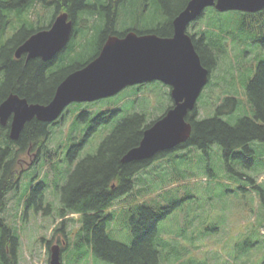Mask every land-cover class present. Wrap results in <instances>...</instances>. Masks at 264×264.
Listing matches in <instances>:
<instances>
[{
    "label": "rangeland",
    "instance_id": "374dc122",
    "mask_svg": "<svg viewBox=\"0 0 264 264\" xmlns=\"http://www.w3.org/2000/svg\"><path fill=\"white\" fill-rule=\"evenodd\" d=\"M34 7L29 10L31 19L37 11ZM135 8L137 12L140 3ZM48 10H38L42 25L52 17ZM125 10L129 12L128 20L117 22L121 29L136 21V12L130 7ZM208 10L206 8L189 24V34L196 32V37L205 34L211 40L209 30L214 34L217 30L221 33L209 23L210 19L215 25L221 23L225 31L226 22L233 18L238 30L232 38H227L224 33L222 39L219 34L216 36L217 45H222L225 53L218 49L217 65L196 100L197 118L214 116L217 106L232 96L237 99V106L233 112L220 116L235 124L243 116H253L245 88L257 64L264 60V29L257 17L260 11L229 10L216 13L209 19L211 13ZM120 11L124 14L123 9ZM95 15H84L82 25L97 24ZM155 19L164 20L158 5L142 15L141 25L146 27ZM33 23L35 27L41 25L36 15ZM99 31L95 30L86 39L83 38L85 34L70 41V45L75 43L76 50L59 64L60 72H67L75 63L86 61L98 51ZM85 32L82 31L83 35ZM212 47L217 50L215 44ZM172 104L170 86L159 80L127 85L112 96L71 102L65 107L57 122L48 125L50 134L39 160L22 174L19 186L5 196L2 218L18 237V264H48V240L50 246L54 243L62 246L68 242L61 252L62 264H113L94 256L82 236L78 213L61 215L60 186L76 160L95 152L100 140L117 122L132 112L145 113L150 122ZM113 110H118L117 115L82 142L92 125V118ZM82 111L89 112L87 119L79 118ZM74 143H83V149L72 163L68 150ZM248 146L251 154L236 149L235 152L242 155L231 154L228 159L218 143L212 144L205 152L197 146H188L172 150L167 159L165 156L162 160L159 157L154 159L151 166L136 174L131 191L117 197L108 209L112 217L107 224L110 238L132 245L130 217L138 204H145L156 210H165V216L157 225V241L161 254L166 251L172 257L163 256L160 264H264V141L254 140ZM41 182L45 184L42 205L36 199L27 206L25 200L31 189ZM48 207L51 208L49 211ZM62 225L63 230H59ZM1 234L0 227V238Z\"/></svg>",
    "mask_w": 264,
    "mask_h": 264
},
{
    "label": "trees",
    "instance_id": "16d2710c",
    "mask_svg": "<svg viewBox=\"0 0 264 264\" xmlns=\"http://www.w3.org/2000/svg\"><path fill=\"white\" fill-rule=\"evenodd\" d=\"M156 1L164 19L161 26L156 29V32L159 35L167 36L172 31V19L185 7L188 0ZM72 2L76 5H82L83 0H74ZM208 11L211 13L209 19L219 13L214 8H209ZM113 12L114 10L113 8L111 9L110 5L104 9L108 22L111 21ZM257 17L260 20L259 25L262 24V29H264V8L260 10V14H257ZM209 23L216 27V30L217 28L220 29L221 33L218 30L215 33L219 34L221 39L223 33L227 38H232L238 30L233 18L226 22L225 31L221 23L215 25L211 19ZM209 31L211 33H208V35L212 37L211 40L203 34L204 43L196 39L194 44L201 63L208 69L213 70L218 62V49L224 53L225 51L222 45L219 46L216 43L218 41L216 39L217 34H214L213 30ZM262 42H264V38ZM213 44L216 45L217 50L212 47ZM10 56V46L7 45L2 48L0 53V69L5 71V77L0 82V90L2 92L16 91L29 101L48 102L66 73L60 72L58 68L50 69L49 62L39 58L25 61L24 58L11 59ZM47 71L50 72L48 75ZM245 93L253 109L252 117L243 116L235 124H230L220 116L221 114L233 112L237 106V99L232 96L226 97L217 106L216 114L212 117L198 119V112L195 106L186 115V119L192 125L190 136L185 142L172 150L197 146V148L205 152L212 144L218 143L222 146L226 159L231 154L241 156L240 152H235L236 149H243V152L246 151L251 154L252 150L248 144L254 140L264 141V60L257 64L253 76L246 85ZM117 112L118 110H113L112 119ZM107 113L102 112L95 116L92 121L93 128L91 132H95V129L109 123V114ZM88 114V111H83L80 116L85 118ZM152 121L148 122L145 113L142 112H132L124 117L100 140L95 152L89 153L77 163L67 175L65 182L60 186L61 215L78 213L80 227L83 231L82 236L86 244L90 245L94 256L113 264H160L163 256L169 257L171 255L166 251H162L161 254L159 250L160 242L157 241L159 236L157 225L165 216V210H156L145 204H138L135 207V212L130 217V229L133 235L132 245L110 238L107 232V224L112 219L107 210L112 206V202L117 197L131 191L134 186V175L136 176L138 171L142 170V168H147L152 160L169 154L167 153L169 150H164L159 151L151 159L121 161V156L129 148L138 144L143 130ZM49 134L47 129H45V124L41 121L36 119L28 121L18 138L19 153L23 152L30 144L34 148L39 147L43 143L46 144ZM81 147H83V143H74L70 148L69 158L78 153ZM167 158L165 157V159ZM251 181L253 182V179ZM14 184L13 182H9L6 185L1 183V193L5 194ZM112 184L114 185L112 186ZM44 188L45 184L39 183L32 190L30 198L26 200V205L35 201V199H38L39 205H42ZM48 206L50 205L48 204ZM50 209L48 207L47 211ZM1 227L3 233L0 241L1 264H18L15 249V247L18 248V237L11 233L8 225L2 223ZM59 230H63V225L60 226ZM3 241H5L10 250H4ZM50 243L51 241L48 240V249ZM67 246L68 242L61 246V250H64Z\"/></svg>",
    "mask_w": 264,
    "mask_h": 264
},
{
    "label": "water",
    "instance_id": "95a60500",
    "mask_svg": "<svg viewBox=\"0 0 264 264\" xmlns=\"http://www.w3.org/2000/svg\"><path fill=\"white\" fill-rule=\"evenodd\" d=\"M209 6L220 12H257L264 8V0H188L172 19L171 36L132 31L123 37L109 36L95 58L58 83L47 103L28 102L17 93L9 94L0 103V122L4 124L12 113L10 137L18 138L32 118L51 122L71 102L93 101L114 95L127 85L157 79L171 86L173 105L143 130L138 144L129 148L121 161L149 159L159 151L173 149L190 136L192 125L186 115L194 109L208 80L209 69L201 63L186 29ZM66 19V13L59 14L49 29L37 31L20 44L16 56L27 53V59L51 58L67 42L71 22ZM48 264H61L58 243L50 246Z\"/></svg>",
    "mask_w": 264,
    "mask_h": 264
},
{
    "label": "flooded vegetation",
    "instance_id": "af4514ba",
    "mask_svg": "<svg viewBox=\"0 0 264 264\" xmlns=\"http://www.w3.org/2000/svg\"><path fill=\"white\" fill-rule=\"evenodd\" d=\"M72 1H74V0H72ZM72 1H70V0H20V2H19V0H0V19H1V23H0V53H1L3 47L9 45L10 46V55H11L10 57H11V59L24 58L25 61H27L29 59L39 58L43 61H48L50 69H53V68L57 69V68H59V64L64 62L67 59L68 55H70L71 53H75V50H76L75 43L70 45V41H72V39L81 38V36H85V34H86V36L83 38L86 39V38L90 37L95 30L100 29L98 51L93 56L89 57L86 61H84L80 64L75 63V65L73 67H71L67 72H65L66 75H68L70 72L82 67L87 62H89L90 60L95 58L98 55V53H99L103 43L105 42L106 38L109 36L115 35L118 37H123L127 32H131V31L135 32L137 35L146 34V33H155V34L159 35L156 32V29L161 26L162 21L155 19L154 23L147 25L146 27H143L141 25L142 15L149 13L153 9V7L156 9V6L158 5L156 0H128V3H125L126 0H83L82 5L81 4L76 5ZM7 2H9V3L7 4ZM3 3H5V5H3ZM139 3H140V8L136 12L135 7L137 5H139ZM108 5H110L111 9L113 8V10H114L113 15H112V19L110 22H108L107 19H105L103 16V15H105L104 9ZM33 6H35L34 8L37 11H35V13L32 16V19H31L29 14L31 11L30 8ZM125 7H130L131 10L136 12V21L133 24L126 25L125 28L121 29L118 27L119 25H117V22L119 23L123 20L127 21L128 17H129V14H128L129 12H127L126 10L124 11ZM40 8L41 9L46 8V9H49L48 11L52 12V14H51L52 17L48 22H46L47 23L46 25H42L43 22H42V20H40V18L38 16V15H41L40 11H38V10H40ZM120 8L123 9L124 14L122 11H120ZM158 8L160 9L159 6H158ZM160 12H161V10H160ZM61 13H66L67 14L66 20L71 22L70 34L68 36L67 42L65 43V45L61 49H59L51 58L46 59V60H44L41 56H37V57L27 59V53H21L20 56H16V49L18 48V46L20 44H22L24 41H26L31 35H33L37 31L49 29L51 27L52 23L54 22L55 18ZM90 13H91V15L96 14L95 16L98 17V23L92 24V25L90 23L89 26L87 24L85 26H83L82 20H83V18H85L84 15H89ZM121 13H122V15H121ZM35 15H36V19H38V23L41 24V25H37L36 27L33 23ZM187 29H188V27H187ZM83 30L86 31L84 33V35L82 33ZM186 32L188 33L187 30H186ZM22 33H24L23 37L19 38L18 36ZM172 33H173V26H172L171 33H169V35H167V36H171ZM195 33L192 35L188 33L192 37L193 43H194V40H196V39L199 41H202V43H204V39L202 38L203 34H201L199 37H196ZM160 36H162V35H160ZM194 46H195V44H194ZM210 72H211V70L209 69L208 79L210 76ZM46 73L48 75L50 72L47 71ZM4 75H5L4 69H0V82L4 79V77H5ZM150 81H159V80L154 79V80H150ZM146 82H149V81H144V82L135 83V84H142V83H146ZM11 93H17V92L12 91V90L11 91L9 90L7 92H2L0 90V103ZM19 96H21V95H19ZM21 97H24V96H21ZM27 101L28 102H34V101H29L28 99H27ZM80 102H84V101H80ZM39 103H41V102H39ZM45 103H47V102H45ZM82 112H80V114ZM107 112H108L107 114H109L108 115V117H109L108 122H110L112 120V112L113 111H107ZM80 114H79V118L83 119V120L87 119V117L89 116V114H88L84 118V117H81ZM94 118H95V116H94ZM94 118H92V121ZM11 119H12V113L9 115L7 121L4 124H2L0 122V184L2 183L4 185H6L9 182L15 183L12 188H10L9 190H7L5 192V194H2L0 191V220H1L0 227H1L2 223L5 225H8L7 223L4 222V219L2 218V214H3V210H4L3 205L5 204V196L7 195L8 192L16 189L19 186V182L21 180L22 174L30 166H32L33 164H35L39 160L40 156L42 155L43 148L45 146V144L43 143L39 147L34 148V146L32 144H30L24 151L22 150L23 152L19 153V139H18L19 137L18 138H11L10 137L9 129H10ZM32 119H35V118H32ZM57 119L52 121V122H44V121H41V122L45 124V129H47V131L49 132L48 125L52 124V123L53 124L56 123ZM31 120H29V121H31ZM91 124H93V122ZM92 128H93V126L91 125V127L84 134L82 142L85 139L87 140L88 137L90 138L93 135L94 131L91 132ZM46 144H47V141H46ZM82 149H83V147H81L80 150L78 151V153L74 154L73 157L69 158V160L72 161V163L77 159V157H79V153L81 152ZM69 151H70V149L68 150V157H69ZM171 151H172V149H170L167 153H169ZM88 154L89 153L83 155L78 160H76V162L74 163V166L70 169V171L73 170L74 167L77 165V163L80 162L83 158H85ZM167 156H168V154H167ZM167 156L165 155V157H167ZM153 157H151V158H153ZM151 158H149V159H151ZM143 160H146V159H143ZM137 161H141V160H137ZM152 162H153V160H152ZM69 172H68V174H69ZM1 180H2V182H1ZM113 185L114 184H112V186ZM33 189H35V188H32L31 192ZM31 192H30V196H31ZM30 196L27 199H29ZM26 200H25V202H26ZM30 204H27V206H29ZM1 229H2V227H1ZM10 231L13 234L11 227H10ZM2 237H3V233L1 234L0 241L2 240ZM3 243H4L3 244L4 250H10V248L5 244V241H3ZM11 243H12V241H11ZM15 249H16V256L18 257V252H17L18 248L15 247Z\"/></svg>",
    "mask_w": 264,
    "mask_h": 264
}]
</instances>
